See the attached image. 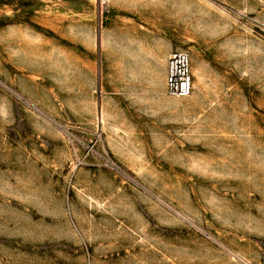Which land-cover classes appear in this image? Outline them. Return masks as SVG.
Listing matches in <instances>:
<instances>
[{"label": "rangeland", "instance_id": "374dc122", "mask_svg": "<svg viewBox=\"0 0 264 264\" xmlns=\"http://www.w3.org/2000/svg\"><path fill=\"white\" fill-rule=\"evenodd\" d=\"M109 8L0 0V264H264V0Z\"/></svg>", "mask_w": 264, "mask_h": 264}, {"label": "built area", "instance_id": "2783aa9c", "mask_svg": "<svg viewBox=\"0 0 264 264\" xmlns=\"http://www.w3.org/2000/svg\"><path fill=\"white\" fill-rule=\"evenodd\" d=\"M110 0H100L102 12H109ZM166 93L172 97L190 96L195 88L192 56L189 51L170 53L166 62Z\"/></svg>", "mask_w": 264, "mask_h": 264}, {"label": "water", "instance_id": "95a60500", "mask_svg": "<svg viewBox=\"0 0 264 264\" xmlns=\"http://www.w3.org/2000/svg\"><path fill=\"white\" fill-rule=\"evenodd\" d=\"M99 102H100V100H99ZM100 112H101V109H100V106H99V114H100Z\"/></svg>", "mask_w": 264, "mask_h": 264}, {"label": "crops", "instance_id": "0c3cea01", "mask_svg": "<svg viewBox=\"0 0 264 264\" xmlns=\"http://www.w3.org/2000/svg\"><path fill=\"white\" fill-rule=\"evenodd\" d=\"M170 55V54H169ZM168 58V57H167ZM166 62H167V60H166ZM165 78H166V74H165Z\"/></svg>", "mask_w": 264, "mask_h": 264}]
</instances>
